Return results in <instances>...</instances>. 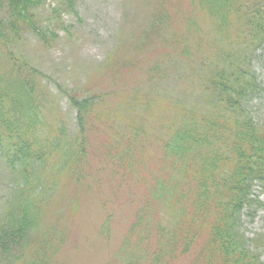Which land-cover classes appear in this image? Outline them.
Returning <instances> with one entry per match:
<instances>
[{"label":"trees","instance_id":"1","mask_svg":"<svg viewBox=\"0 0 264 264\" xmlns=\"http://www.w3.org/2000/svg\"><path fill=\"white\" fill-rule=\"evenodd\" d=\"M75 1L59 0V12L44 18L40 12L48 0H0V157L10 173L20 179L16 194L5 200L0 213V264H19L34 242L40 249L33 259L41 260V247H48L40 242L43 222L61 184V177L53 178L51 170L60 171L59 175L70 170L71 177L79 181L93 177L98 181L92 164L98 154L90 131L99 116L96 107L102 101L100 95L74 87L65 92L61 87L77 110L78 130L71 129L62 118L61 125L50 127L54 96L43 71L20 52L30 34L43 48L50 47L59 38L61 10H71ZM175 1L182 4L181 0H144V9H150L135 42L128 40L136 50L151 38L163 43V54L146 71L151 79L157 77L159 91H169L165 93L175 106L174 123L166 129L169 136L163 143L164 153L159 155L154 185H145L156 208L139 211L116 259L119 264L150 260L151 264H164L166 254L174 261L192 252L196 238L204 234L206 245L193 264H264L250 249L243 221L245 213L253 215L262 204L254 196L255 186L259 184L264 190V119L252 112L250 104L261 84L254 63L260 58L257 51L264 46V0H190L199 8L196 12L180 9ZM193 68L203 93L195 103L193 88L187 85L193 82L189 75ZM176 108L177 117L181 112L177 124ZM138 129L133 137L140 140L147 130ZM141 144L148 148L149 142L143 140ZM133 145L137 141L110 151L108 160L118 162L124 173L121 175L137 176L146 183L137 165L125 161L132 159ZM157 204L172 214L167 212L169 222L165 226L174 223L176 233L168 235L161 224L156 228L152 215L156 211L159 216ZM110 219L108 215V223ZM138 229L143 230L139 238ZM58 234L64 238L63 231ZM261 236L258 243L264 244V234ZM157 238L166 243L162 249L151 244ZM152 247L155 249L149 250Z\"/></svg>","mask_w":264,"mask_h":264},{"label":"rangeland","instance_id":"2","mask_svg":"<svg viewBox=\"0 0 264 264\" xmlns=\"http://www.w3.org/2000/svg\"><path fill=\"white\" fill-rule=\"evenodd\" d=\"M142 2L144 3V0H76L71 10H61V21L57 24L60 29L59 38L52 42L50 47L43 48L37 37L32 34L25 38L20 52L43 71L45 82L54 96L50 127L61 125L62 118L71 129L78 130L77 110L69 103L67 94L64 93L65 96L61 92V87L65 92L73 90V87L88 90L92 94L100 95L102 101L97 104L96 113L99 112V116L90 131L91 142H95L93 149L98 154V158L92 161L98 181L95 177L79 181L76 177H71L70 170L62 171L59 175L60 171L52 172L50 166L47 167L48 171L51 170L49 173L53 174V178L61 177L60 189L55 191L57 194L54 192L56 197L49 203V214L42 226L40 242L48 247H41V260L34 261L36 256L33 254L40 248L36 246L38 243H32L25 252L27 258L19 260V264H119L117 253L128 236V228L136 222L135 217H138L139 211L144 207L156 208V203L150 200L147 186L150 188L154 185L156 170L160 168L159 155L164 153L163 143L169 136L166 129L171 128L170 125L174 123L175 105L171 96L165 93L169 91H159L156 88L157 77L151 79V74L146 71L163 54V43L151 38L145 40L148 43L146 45L142 38L139 40V43L143 41L140 45L135 43L136 46L139 45L137 50L128 43L129 39L135 42L136 33L142 27L141 21L150 9H144ZM181 2L182 4L175 1V6L179 4L180 9H191L192 12L199 9L190 0ZM42 9L40 13L44 18H52L54 11L59 12V0H48ZM263 51L264 46L262 50L257 51L260 58L254 63L261 84L258 83V91L250 100L252 112L259 114L262 119ZM189 75L193 77V82L188 81L187 85L193 88L192 97L195 103L203 98V93H200V86L195 82L197 70L193 68ZM175 91L177 93L178 89ZM147 100L146 107L144 104ZM204 102L203 99V105L206 107ZM174 112L177 117V108ZM180 115L181 112L176 124L178 120L181 121ZM139 127L147 130V135L140 140L133 137ZM143 140L145 143L149 142L148 148L141 144ZM136 141L137 145L130 147L132 159L125 158V161L137 165L136 168L146 183L141 182L137 176L128 178L121 175L124 173L118 162H112L107 157L110 151L127 148ZM34 165L39 169L37 163ZM58 167L60 166L53 170ZM19 181V175H12L6 168L4 159L0 157V213L5 200L16 194ZM40 190L41 188L38 189ZM255 195L262 204L258 205L253 215L245 213L244 231L250 240V249L257 252L264 261V248L257 246L264 245L258 243L263 238L259 235L264 234V190L259 184L255 186ZM158 207L161 210L159 216L156 217V211L152 215L156 228L158 224L165 226L169 222L167 212L170 213L165 207ZM189 210L192 211L190 206V216ZM108 215H111L109 223ZM185 223L188 226L189 223ZM174 228V223L167 228L165 226L169 231L168 235L177 232ZM55 229L56 233L53 232ZM58 231L64 232V238ZM138 231L140 232L136 235L139 238L143 230ZM182 233L184 236L185 229H182ZM204 236L201 234L196 238L193 244L195 248L185 256L180 255L172 261V256L166 254L164 264H193L200 256L202 245H206ZM255 238L256 241L253 240ZM156 240L158 241L151 244L162 249L166 243H162L158 238ZM154 249L152 247L149 250ZM146 252L148 257L152 258V252L147 249ZM135 255H138L137 251ZM120 260L123 261L121 258ZM152 262L153 260L142 261L140 264Z\"/></svg>","mask_w":264,"mask_h":264}]
</instances>
